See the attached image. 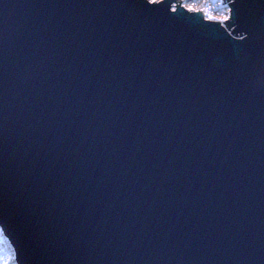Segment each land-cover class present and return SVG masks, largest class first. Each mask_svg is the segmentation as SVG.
<instances>
[{
	"label": "water",
	"instance_id": "1",
	"mask_svg": "<svg viewBox=\"0 0 264 264\" xmlns=\"http://www.w3.org/2000/svg\"><path fill=\"white\" fill-rule=\"evenodd\" d=\"M190 16L0 0V221L21 264H264V88L236 23L225 43Z\"/></svg>",
	"mask_w": 264,
	"mask_h": 264
},
{
	"label": "snow or ice",
	"instance_id": "2",
	"mask_svg": "<svg viewBox=\"0 0 264 264\" xmlns=\"http://www.w3.org/2000/svg\"><path fill=\"white\" fill-rule=\"evenodd\" d=\"M145 13L158 14L162 17L175 19L177 16L192 14L189 18L199 17L218 26L221 39L225 43L232 42V25L236 23L245 35L238 39L249 44L250 55L241 69L242 75L251 83L258 78L264 88V11L258 20L253 19L250 11L255 6V0H139ZM264 6V0H259ZM3 93L0 92V101ZM7 233V234H6ZM22 249L14 233L3 226L0 221V264H21Z\"/></svg>",
	"mask_w": 264,
	"mask_h": 264
},
{
	"label": "built area",
	"instance_id": "3",
	"mask_svg": "<svg viewBox=\"0 0 264 264\" xmlns=\"http://www.w3.org/2000/svg\"><path fill=\"white\" fill-rule=\"evenodd\" d=\"M227 3V2H226Z\"/></svg>",
	"mask_w": 264,
	"mask_h": 264
}]
</instances>
